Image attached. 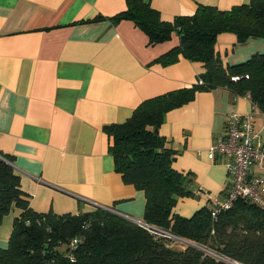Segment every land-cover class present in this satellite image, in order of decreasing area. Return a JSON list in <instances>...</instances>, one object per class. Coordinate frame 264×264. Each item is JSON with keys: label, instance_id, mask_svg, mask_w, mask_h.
I'll use <instances>...</instances> for the list:
<instances>
[{"label": "crops", "instance_id": "0c3cea01", "mask_svg": "<svg viewBox=\"0 0 264 264\" xmlns=\"http://www.w3.org/2000/svg\"><path fill=\"white\" fill-rule=\"evenodd\" d=\"M145 1L169 21L193 14L198 5L229 9L248 2ZM125 9V0H0V154L12 158L36 212L109 207L143 221L144 193L115 171L103 127L124 122L144 99L190 87L203 67L183 57L168 66L150 65L179 38L173 34L149 45L132 21L107 19ZM96 16L104 18L92 20ZM215 48L224 64H237L264 53V39L238 43L223 33ZM231 112L251 114L264 139V113L226 88L197 92L166 113L160 134L176 151L174 169L193 174L190 188L198 197L178 199L177 214L191 216L225 195L227 169L207 151ZM15 216L12 211L2 219L0 247L7 246Z\"/></svg>", "mask_w": 264, "mask_h": 264}, {"label": "trees", "instance_id": "16d2710c", "mask_svg": "<svg viewBox=\"0 0 264 264\" xmlns=\"http://www.w3.org/2000/svg\"><path fill=\"white\" fill-rule=\"evenodd\" d=\"M125 1L126 9L107 19L132 21L149 45L169 41L173 34L179 38L150 65L168 66L183 57L203 67L195 84L144 99L124 122L103 127L115 171L144 193L143 221L186 242L172 247L179 241L101 207L76 214L36 212L12 158L1 153L0 224L12 211L16 216L7 246L0 247V264H264V209L239 199L216 218L210 201L191 216L174 212L178 199L196 196L190 188L193 174L174 169L176 151L159 131L168 111L192 101L197 92L219 87L248 97L264 113V53L224 64L215 48L223 33L233 34L238 43L264 39V0L229 9L198 5L193 14L170 21L145 0ZM75 237L81 241L72 249L69 242Z\"/></svg>", "mask_w": 264, "mask_h": 264}, {"label": "built area", "instance_id": "2783aa9c", "mask_svg": "<svg viewBox=\"0 0 264 264\" xmlns=\"http://www.w3.org/2000/svg\"><path fill=\"white\" fill-rule=\"evenodd\" d=\"M232 79L235 80L237 77ZM207 157L210 160L217 158L221 160L230 178L225 195L210 201L213 218H216L219 212L232 207L239 199L264 209V139L256 132L251 114L229 113L224 133L214 139L207 151ZM102 208L113 212L109 207ZM136 224L149 229L158 236L169 237L179 242L184 241L144 221H138ZM80 241L79 237L71 239L70 248H75Z\"/></svg>", "mask_w": 264, "mask_h": 264}, {"label": "rangeland", "instance_id": "374dc122", "mask_svg": "<svg viewBox=\"0 0 264 264\" xmlns=\"http://www.w3.org/2000/svg\"><path fill=\"white\" fill-rule=\"evenodd\" d=\"M197 195H199V197L200 198H202L203 200H205V194H203V193H199V194H197ZM190 199H194V200H197V198L198 197H196V196H193V197H189ZM189 213V212H188ZM84 236V235H83ZM176 241H179V240H176ZM181 242V241H180ZM180 242H173L172 243V247H175V248H182V245L180 244Z\"/></svg>", "mask_w": 264, "mask_h": 264}, {"label": "water", "instance_id": "95a60500", "mask_svg": "<svg viewBox=\"0 0 264 264\" xmlns=\"http://www.w3.org/2000/svg\"><path fill=\"white\" fill-rule=\"evenodd\" d=\"M113 213H115V214H117V215H119V216H122V217H124V218H126V219H128V220H130V221H132V222H134V223H137V222H138L137 220H134V219H131V218H129V217H126L125 215H121V214L118 213V212L113 211ZM139 222H140V221H139Z\"/></svg>", "mask_w": 264, "mask_h": 264}]
</instances>
